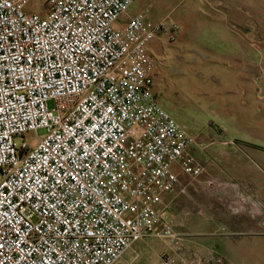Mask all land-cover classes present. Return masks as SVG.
Returning <instances> with one entry per match:
<instances>
[{
    "label": "built area",
    "instance_id": "obj_1",
    "mask_svg": "<svg viewBox=\"0 0 264 264\" xmlns=\"http://www.w3.org/2000/svg\"><path fill=\"white\" fill-rule=\"evenodd\" d=\"M34 1L0 0V264H120L149 237L163 264H204L162 207L175 166L204 173L154 88L150 45L182 27L129 16L138 0Z\"/></svg>",
    "mask_w": 264,
    "mask_h": 264
},
{
    "label": "crops",
    "instance_id": "obj_2",
    "mask_svg": "<svg viewBox=\"0 0 264 264\" xmlns=\"http://www.w3.org/2000/svg\"><path fill=\"white\" fill-rule=\"evenodd\" d=\"M210 1L205 2L207 8L190 9L181 15L185 33L162 55L169 59L165 63L174 62L175 58L198 65L210 63L211 75L213 71L217 73L214 79L225 78L220 81L225 84V93L236 90L247 97L238 100V106L244 109L255 92L252 80L256 79L261 61L264 0ZM145 6L128 15L134 16ZM127 18L122 17L118 25ZM150 20L160 19H155L152 12ZM200 31L204 32L203 40L196 38ZM259 40L261 45L255 47L253 43ZM261 56L264 58V54ZM163 71L165 78L168 70ZM169 78L171 86L184 83L176 81L175 75ZM206 89V94L215 95L209 103L214 104L220 124L237 120L235 103L229 101L224 108L223 99L219 100L218 96L225 94L223 90L212 86ZM192 153L204 166V173L193 178L175 166L179 183L174 192L164 195L162 203L176 232L187 240V251L203 255L204 264H219L216 258H221L223 264H264V140L204 135ZM209 178L216 181L214 186L207 185ZM185 201L187 207L183 210ZM136 243L120 264H153L149 260L151 255L162 259L169 252V247L162 253Z\"/></svg>",
    "mask_w": 264,
    "mask_h": 264
},
{
    "label": "rangeland",
    "instance_id": "obj_3",
    "mask_svg": "<svg viewBox=\"0 0 264 264\" xmlns=\"http://www.w3.org/2000/svg\"><path fill=\"white\" fill-rule=\"evenodd\" d=\"M45 0H35L31 6L30 10H42V3ZM210 0H138L129 10L133 14L139 7L151 4L153 7V13L155 19H165L170 17L174 19L181 27L182 19L181 15L185 14L188 10H199L202 8H207L208 5L205 2ZM211 2V1H210ZM209 3V2H208ZM122 19V21H124ZM182 37L185 33L184 28ZM196 35L197 40H203L204 32H198ZM209 33H207L208 35ZM202 35V36H200ZM180 39V38H179ZM260 39H264V28H260ZM178 40V39H177ZM176 40V41H177ZM176 41H170L166 36H160L154 40L150 45V52L156 61L157 74L155 76V91L159 103L165 108L173 118L176 119L178 123L183 125L188 132L195 135L199 141L200 136H229L241 139L249 140H264V58L261 56L264 54V43L262 46V53L259 54L260 65L258 67V72L256 79L252 80V86L255 88V92L251 97L250 102L242 106H238V100L247 98L243 93L238 94L236 90L225 93L223 88L225 84L220 82L214 77L217 73L213 71L211 75V68L213 65L204 62L202 65H198L195 62L186 63L183 59H173L174 62L165 63L167 60L162 54L164 51L169 50L175 44ZM261 45L262 41L259 40L254 42L255 47ZM166 54H169L166 53ZM198 67V68H197ZM164 68L168 73L167 77L164 78ZM213 69V68H212ZM184 74V76L182 75ZM175 75L176 81H183V84L175 83L171 86V80L169 78ZM213 77V78H212ZM171 78V79H172ZM197 83V86H196ZM195 84V85H194ZM223 84V85H222ZM215 89L223 90L225 94L219 95V100L223 99L222 106L227 108V102H233L236 105L235 115H237V120L233 122H224L223 125L220 124L218 119L220 116L214 113V104L209 103L212 97L215 99V95L207 93V89L210 87ZM215 105L216 102L214 101ZM219 105V104H218ZM231 106V105H229ZM49 107H52V102H49ZM232 120V119H230ZM215 122V123H213ZM220 125H219V124ZM45 129H39L37 135L39 137L45 136ZM183 210L186 209V201L182 203ZM183 215V214H181ZM138 243H143L147 248L156 249L163 252H167L168 245L166 242L156 239V238H146L137 241ZM185 249L187 248V240H183ZM135 243L132 248L136 245ZM187 250V249H186ZM199 258L204 260L203 255L197 254ZM184 259H188V256H184ZM150 263L160 264L163 263L161 256L154 254L150 257ZM217 260V258L215 259ZM217 262V261H216Z\"/></svg>",
    "mask_w": 264,
    "mask_h": 264
}]
</instances>
